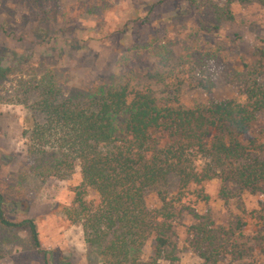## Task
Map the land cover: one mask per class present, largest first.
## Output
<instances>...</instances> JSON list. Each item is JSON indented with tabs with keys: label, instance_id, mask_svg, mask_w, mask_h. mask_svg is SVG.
I'll list each match as a JSON object with an SVG mask.
<instances>
[{
	"label": "trees",
	"instance_id": "obj_1",
	"mask_svg": "<svg viewBox=\"0 0 264 264\" xmlns=\"http://www.w3.org/2000/svg\"><path fill=\"white\" fill-rule=\"evenodd\" d=\"M46 2L31 4L39 9L41 23L56 18L55 11H46ZM258 2L264 8V0ZM212 9L218 22L233 18L228 4H213ZM141 49L137 45L130 50L116 81L65 93L66 73L50 68L25 87V92L36 94L30 108L42 117L33 121L26 137L35 160L32 170L44 175L79 168L80 189L69 212L81 223L84 240L97 250L101 264L175 263V231L184 225V217L192 220L184 225L186 242L199 264H251L245 259L253 245L241 240L246 223L236 218L229 226H214L210 214H200L196 205L209 203L206 184L213 180L219 181L218 196L225 203L244 193L264 198V49L258 50L254 63H244L246 69H233L227 76L242 100L190 105L178 97V75L173 91L163 98L149 87L130 83L126 74L152 70ZM211 59L213 53L206 51L191 64L205 73ZM188 61L180 59L170 67L178 73ZM0 72H6L2 63ZM212 85L207 77L194 84L208 94ZM171 176L178 179L174 187ZM87 188L97 194L92 201L85 199ZM154 189L158 199L150 205L147 197ZM4 205L0 192V224L26 231L39 249L35 221L7 219ZM259 213L262 232L255 235L256 245L264 256V199Z\"/></svg>",
	"mask_w": 264,
	"mask_h": 264
},
{
	"label": "rangeland",
	"instance_id": "obj_2",
	"mask_svg": "<svg viewBox=\"0 0 264 264\" xmlns=\"http://www.w3.org/2000/svg\"><path fill=\"white\" fill-rule=\"evenodd\" d=\"M32 1L0 0V64L6 66V72H0V192L7 219L35 221L40 247L32 246L26 231L0 224V264H101L97 250L84 240L81 223L69 212L80 189L79 168L44 175L32 170L35 160L26 137L33 121L42 117L30 108L36 94L25 92V87L50 68L66 73L65 93L119 80L124 61L138 45L153 66L126 74L132 85L149 87L163 98L173 91L178 75L182 80L178 97L186 105L242 100L227 76L233 69H246L244 63H254L258 50L264 49V8L258 0H46V11H55L56 18L41 23ZM213 4H228L232 20L216 21ZM40 30L46 34L36 35ZM206 51L213 59L202 73L191 62ZM185 57L189 65L174 72L170 64ZM201 77L213 82L209 94L194 86ZM177 181L170 177L171 186ZM206 189L209 203H198L197 211L208 212L214 226L226 227L240 218L246 223L241 240L253 245L245 260L264 264L255 236L262 232L258 217L263 196L244 193L225 203L218 196V180L207 183ZM156 192L147 197L150 205L157 203ZM96 197L87 188L85 199ZM189 222L190 217L183 218L184 225ZM184 225L175 231L179 259L173 264H199L187 246ZM145 253H150L148 245Z\"/></svg>",
	"mask_w": 264,
	"mask_h": 264
}]
</instances>
